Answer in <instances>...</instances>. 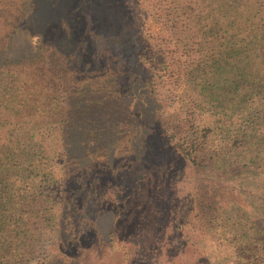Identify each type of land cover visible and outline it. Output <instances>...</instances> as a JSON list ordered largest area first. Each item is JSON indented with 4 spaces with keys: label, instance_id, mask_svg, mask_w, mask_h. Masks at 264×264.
Returning <instances> with one entry per match:
<instances>
[{
    "label": "trees",
    "instance_id": "1",
    "mask_svg": "<svg viewBox=\"0 0 264 264\" xmlns=\"http://www.w3.org/2000/svg\"><path fill=\"white\" fill-rule=\"evenodd\" d=\"M147 2L149 15L159 27L153 35L158 40L159 62L165 75H191L203 99L199 102L206 110L202 115H188L177 133L171 135L169 128L161 124V130L177 139L169 154L178 150L192 166L205 167L200 157L207 141L199 143L197 131L185 130L187 124L196 128L198 119L206 124V140L217 128L215 125L224 127V140L236 151V171L248 169L253 163L260 166L257 162L264 157V0ZM60 3L61 13L67 8L72 13L67 14L69 21L66 15L60 16L62 23L66 20L65 26L55 22L59 28L57 43L40 47L33 54L9 57L0 65V104L2 92L10 94L8 90L14 87H36L28 83L36 73H25L21 65L40 63L49 77L48 87L42 85L29 103L20 108L6 107L4 111L0 108V264H91V260L85 262V253L96 251L97 258L93 260L116 264L119 256L112 250L111 234L120 238L126 231L123 218L115 224L114 207L108 216L97 201L102 198L99 191L107 186L111 190L128 171L118 167L120 161L119 165L124 164V158L114 154L121 137L111 127L118 126L115 105L122 97L117 93L122 89V76L115 70L110 73L108 54L120 57L123 65L128 63L133 45H137L136 36L127 21L117 17V3L110 0H53V5L52 0H33L38 8L54 6L58 11ZM148 31L145 24L139 28L145 38L146 66L150 60ZM88 68V73L100 74L93 78L99 82L91 85L83 79V98L73 101L68 93L70 78L74 74H79L77 80L90 78L83 72ZM156 75V71L151 73L148 86L154 87ZM105 86L109 88V102L90 99L92 89ZM54 89L65 95L57 110L59 119L65 122L59 128V141L44 140L38 125L24 121L32 116L29 107L35 113L44 98L48 106L54 101ZM142 136L144 143L155 140L154 132H143ZM53 151L61 156L63 172L59 181L55 179L58 171L51 178L50 158L44 155ZM232 168L234 163L227 169ZM140 235L134 233L126 239L129 264L144 263H138L137 258L141 245L146 252L159 247L154 230L139 239ZM179 240L180 236H176L174 241ZM181 245L186 247L183 242ZM194 258V264L209 263L203 254ZM181 260L173 261L183 264Z\"/></svg>",
    "mask_w": 264,
    "mask_h": 264
},
{
    "label": "rangeland",
    "instance_id": "2",
    "mask_svg": "<svg viewBox=\"0 0 264 264\" xmlns=\"http://www.w3.org/2000/svg\"><path fill=\"white\" fill-rule=\"evenodd\" d=\"M110 1L117 3V17L127 21L137 41V45H133L131 60L124 65L120 57L108 54L110 73H115V70L122 76V89L117 92L122 97L115 105H118L115 117V121L119 120L118 126L111 127L121 137L116 143L114 154L124 158V164L119 165L120 161L118 167L127 168L128 171L123 172L122 179L116 181L111 190L107 186L103 192L99 191L102 198L97 202L101 209L105 208L108 216L114 207V211H117L115 224L123 218V223L127 225L125 235L121 233L120 238L111 234L112 250L119 256L116 264H129V255L125 250L129 235H144L151 230L157 235L159 247L153 252H146L141 245L138 263L178 264L173 260L181 257L183 264H194V256L200 253L209 259L207 264H264V157L257 162L260 166L249 163L251 167L248 169L236 171V151L233 145L225 142L222 135L224 127L215 125L217 128L214 127L213 134L206 140L203 138L206 124L198 119L196 128H190V124H187L185 130L197 131L199 143L207 141V148L200 157L205 167L192 166L190 161L181 158L178 150L169 154V149H173L172 143L177 139L161 130V124L169 128V134L177 133L176 129H180L179 125L184 124L188 115L206 112L205 105L199 102L203 100L200 90L191 75L188 77L185 72L181 77L174 72L165 75L163 65L159 62L161 54L158 40L153 35L159 27L149 15L147 0ZM62 7L60 3L58 11L54 6L38 8L33 0H0V65L9 57L33 54L40 47L46 48L57 43L55 35L58 34L56 30L59 31L58 24L65 26L72 13L68 8L61 13ZM61 15L67 16L64 23L61 22ZM126 15L129 16L127 20L124 19ZM142 24L149 28L147 37L150 42L146 40L150 46L148 56L151 62H146L147 66L143 54L145 38L142 32L139 33ZM148 66L153 68L150 70ZM20 68L27 70L25 73L29 70L36 73L34 82L31 77L28 79V83H35L36 87H14L8 90L10 94L2 92L3 104H0V108L3 111L6 107L12 109L24 106L42 85L48 87V73L44 72L40 63L28 62ZM89 71L90 68L83 70L84 73ZM153 71H156L157 79L154 87H150L148 81ZM98 75L95 72L88 73L86 76L90 78L77 80L80 76L74 74L70 78L69 97L72 96L73 101H81L83 79L95 85L99 79L93 78ZM54 92L55 99L49 106L44 98L43 102L38 103L35 113L31 107L28 108L32 116L24 121L38 125L44 140L52 138L53 141H59L62 140L58 134L59 128L65 122L59 119L57 110L65 100V95L56 89ZM108 94L109 88L106 86L99 90L92 89L90 99H99L101 103ZM105 101L109 102V99ZM2 115L6 117L4 112ZM110 116L111 113L106 117ZM143 132H154V142L144 143ZM44 155L50 158L51 178H55L58 171L60 173L55 179L59 181L63 172L61 156L55 151ZM141 156H144L143 160L139 159ZM231 163H234V168L229 170L227 168ZM176 236H180L178 242L174 241ZM96 252H86L85 262L91 260V264H108L93 260L97 258Z\"/></svg>",
    "mask_w": 264,
    "mask_h": 264
}]
</instances>
